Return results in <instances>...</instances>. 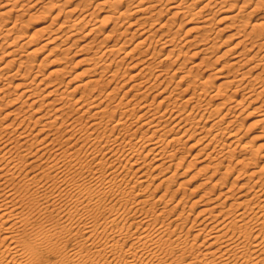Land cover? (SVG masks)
Returning <instances> with one entry per match:
<instances>
[{"label": "bare ground", "instance_id": "1", "mask_svg": "<svg viewBox=\"0 0 264 264\" xmlns=\"http://www.w3.org/2000/svg\"><path fill=\"white\" fill-rule=\"evenodd\" d=\"M28 1L31 0H7L3 6L8 9L2 14L12 13V8L16 6L24 8L29 4ZM157 2L139 0L137 8L134 6L132 9L128 6L120 11V15L127 17L130 14L142 13L132 22L137 26L130 38H125L123 41L126 44L135 38L137 33L145 37L141 38L133 50L152 38L153 34H149L146 23L152 16L149 13H152L150 11L154 10ZM187 2L176 0L171 4V8L175 10L173 11L175 16H186L191 11L192 2ZM225 2V0H209L199 11L193 13V16L201 17L202 10L210 8L211 3H215L214 6L217 5L216 13ZM32 4L31 6H34V3ZM52 4L50 6L40 4V7L51 9L56 3ZM60 11L63 9L61 8ZM162 12L163 10L160 9L159 13ZM89 14L86 13V15ZM237 15L232 14L227 17L231 16L229 19L235 20ZM56 16L57 14L54 17ZM84 16L80 19H84ZM118 16L117 18L121 17ZM209 19L206 15L205 19L201 18V21L197 23V28L203 34L207 33L211 26L207 23ZM79 22L74 19L69 26L72 27V32L70 35L67 34L68 37L64 36L66 40L75 37L76 31L82 30L76 26ZM117 23L115 22L101 42L106 43L105 41L114 36ZM16 24L17 22L9 26L5 33H0V50L3 43H7L8 40L5 41L7 36L14 33ZM62 25L64 26V23ZM49 26L39 27L35 36H31L19 47L6 51L5 56H10L9 60L0 65V81L8 72L5 70L11 69L17 62L18 67L12 69L13 71L9 72L8 76L24 80L16 84L15 87L20 92L15 98L8 99L6 104L14 103L15 105L17 100L24 98L26 99L23 103H27L29 107H35L38 104L34 108V113L38 116L32 122L41 126L37 131L24 129L14 136L12 133L17 131L28 117L26 116L14 127L13 117L20 113V108L15 106L9 108L2 117L0 116V264H264V166L258 170L247 171V174L244 173V168L252 163V157L243 156L236 162V164L243 163L244 166L238 168L237 181L242 174L248 176V181L239 185L241 192L238 195L231 194L232 188L235 187V182H233L224 194L220 193L225 197L223 201L210 206L205 205L204 209L200 210V214L206 216L202 221L214 218L215 220L204 224L201 222L203 225L196 229L194 228L197 218L189 225L190 214L186 215L184 210L171 217L172 210L167 207V203L175 194L167 199L169 186L166 192L153 201L150 194L147 196L144 194L151 185L148 181L153 176L149 173L150 169L152 167L154 170L161 168L160 172H162L179 164L184 158L183 156L176 158L180 144L183 143L184 138L188 139L193 136L199 127L197 124L204 119L208 120L205 112L202 113L204 110L202 98L206 92H209L208 88L194 90L185 99L188 104L194 103L187 113L183 112L185 114L177 113L179 111L171 107L170 103L162 107L170 96H165L158 102L157 107H153L151 103H148V93L159 86L158 79L167 75L169 68L165 67L155 72L154 69L161 60L156 62V52H152L132 66L143 63V67L130 76V79L135 80L133 84L127 91L125 90L122 97L118 98L119 90L127 82L120 81L112 87L109 85L113 80L124 76L121 74H126L127 70L122 72L123 66L119 64L116 68H111V66L117 61H123L133 50L127 52L122 58L115 56L107 62L104 60L107 54H114L123 48L124 44L118 45L116 42L111 46L106 44L101 52L99 49L103 47L102 45L98 46L97 51L94 50L96 51L94 57H89L90 61L87 59L89 66L86 70L93 77L88 82L79 83L72 89L82 90V95L74 102H69L66 100L67 95L65 90H62V86L70 81L67 82L57 75V78L46 85L48 89L45 90L46 87L41 88L40 84L47 77L39 80L38 72L30 75L28 70L33 68L32 64H28L29 69L26 71L21 68L30 62L18 56L17 52L26 44H31L43 37L40 46L29 52L37 53L46 47H50V52L54 51L55 46L65 43L64 41L59 44L61 39L58 45L56 43L53 45L56 39H60L59 36L64 33L61 24L59 25L61 32L58 30L60 33L54 29L53 31L51 26L49 28L51 30H48ZM98 28L99 26H94L85 35L83 34L84 38L89 39L85 41L87 47H91L90 45L96 42L97 38L91 35V32ZM124 33L126 29L121 32V34ZM44 35L47 36L44 37ZM161 35L165 38V44L173 47L169 52L174 53L179 46V44L174 45L176 34L167 32ZM247 36L243 39L242 35L243 40H239L237 46H240V42L243 43L242 41L250 38L252 45L249 51L252 47L258 46L260 51L263 50V54L260 62L254 63L248 70L237 75L225 76L228 85L234 84V93L242 86L245 87L244 84L254 87L256 83H252L251 86L250 81L245 82L247 72L262 62L264 63V22L255 25ZM80 39L72 38L70 41L76 44ZM203 39L207 40V36ZM12 42L14 41L10 44H13ZM243 45L246 46L245 43ZM64 46L63 49L67 45ZM69 46L65 49L67 52L70 49ZM210 48L211 46H205L201 50ZM241 50L243 49L238 50L233 62L238 69L241 65L249 64L251 59L248 58H252L251 54L247 58L249 52ZM180 53L181 49L178 55ZM253 53L256 55L257 52ZM206 61L204 58L203 62ZM102 65L104 67L101 69ZM126 66H130V63ZM68 68L67 65L62 67L61 73H66ZM54 73H57V69L52 70L49 75ZM107 73L110 74L105 78ZM257 75L255 79L260 80L261 76ZM262 78L264 81V76ZM90 84H93L95 88L102 87L105 90L101 89L97 95H92L93 88L88 91ZM189 86L191 84L185 90H188ZM135 88L143 91L139 90L129 96L130 90ZM245 91L241 99L236 100L238 104H242L247 96L251 97V89ZM7 94L0 96V99L5 98ZM139 94L143 96L135 101ZM220 95L221 90H218L211 97L219 99ZM124 96H126L125 99ZM155 96L151 102L155 100ZM231 99L230 95L226 100H222L223 102H220L216 110L219 111L220 105L225 106ZM145 100L147 102H143ZM141 103H144L142 106L144 110L142 113H137L136 108ZM1 106L2 104H0V109H2ZM69 106H73L75 111H81L80 114L74 116L67 110ZM93 108L96 109L92 112ZM232 109V106L229 107L221 118L211 119V124L208 126V132H211L210 138L205 139L207 135L199 138L198 141L205 139L199 154L205 153L207 159L216 160L218 157L225 159L227 157L225 154H231L230 157H232L236 151L237 140L241 139L239 128H232L235 122L233 119L224 122L225 116ZM255 109L259 113V120L264 121V102L255 106ZM195 111H197L198 118L194 117V122L190 123ZM90 112V123L88 124L84 122L83 117ZM143 118L140 126L137 128L132 126L133 123ZM173 119L175 120L169 123V120ZM9 120L11 122H8ZM143 126L146 130H142ZM194 126H196L195 129H193ZM140 130L142 132L138 134ZM62 136L65 138L62 139ZM224 136L233 139L231 143H237L236 147L227 150L226 153H224L226 143L222 140ZM147 147L151 148L144 154ZM149 152L154 153L152 160H155V163L152 165L151 161L148 162ZM37 161H41V164L33 166V163ZM221 163H216V166ZM27 166L29 168L25 169ZM235 169L234 164H228L222 179L226 180ZM172 178L171 176L169 180H173ZM162 181L157 184V188L162 185ZM249 181H253L252 184ZM217 184L216 182L214 186ZM138 186H141L139 190H137ZM234 195H237L236 198L233 197ZM85 199L88 200L86 205L83 204ZM184 202L185 197L182 196L172 209ZM196 202L192 203L191 208ZM160 204L163 205L155 210ZM57 212L63 216L67 215V224L62 225L59 219L57 220ZM52 216L54 217L51 218ZM215 221L217 224H212ZM202 236H204V241L201 242ZM206 241L209 242L206 243Z\"/></svg>", "mask_w": 264, "mask_h": 264}, {"label": "rangeland", "instance_id": "2", "mask_svg": "<svg viewBox=\"0 0 264 264\" xmlns=\"http://www.w3.org/2000/svg\"><path fill=\"white\" fill-rule=\"evenodd\" d=\"M33 1L34 0L28 1L29 4H27L24 8L20 6L12 8L13 12L10 14H7L6 12L2 14L8 9L3 6V4L7 2V0H0V33H5L6 29L9 26L17 22L13 30L14 33H12V35H9L10 37L7 36L8 39H5V41L8 40L9 42L7 41V43H3L4 45H2V48L0 50V65L5 64L9 60L10 56H5L6 51L15 49V47H19V45H21L27 39H30L39 27L49 26L51 24V29H54L57 32L59 30V25L61 24L63 29L62 32L64 33V35L61 34L59 36L60 39H56L53 45L55 43L57 44L61 39L63 40V38L64 40H61L59 44L64 41L66 44L62 43L61 46H55L53 48L55 50L51 52L49 49L50 47H46L40 52L29 53L32 49L40 46V42H42V39H44L43 37L42 39H40L41 37H36L39 38V40L36 39L37 41L31 44H26L25 47L20 48L17 52L18 56H22L24 60L30 61L21 67L23 71L29 69L28 64H32L33 68L31 70H28L30 75L38 72L40 74L39 80H41L42 77H47L46 80H44L40 84L41 88H45L51 80L57 78V75H59L60 78H64L67 82L70 81V83L65 82L66 84L62 86V90H65V94L67 95L66 100H69V102H74L76 98L82 95V90L72 89L75 88L77 84H84L92 79V74L86 71L89 66L87 59H89V57H94V53L97 51L96 49H98L99 45L103 46L99 49L101 52L106 44L107 46H111L116 42L118 43V45L124 44L123 48L120 51H116L114 54H107L104 57V60L108 62L110 58H113L115 56L117 58L124 57L127 52L133 50L134 47H136L135 45L141 40V38H145L142 37L140 33H137L135 38L129 40L126 44L123 43L125 38H130L135 26H137L132 24L133 20H136L137 16L142 13L130 14L127 17L125 15H120V11L125 10L128 6L133 9L134 6L139 4V0H120V2L118 3V0ZM154 1L157 2L158 0ZM174 1L176 0L158 1L154 10L150 11L152 13L149 14H152V16L148 18L146 28L149 29V34H153L152 38L150 40H147L145 44L137 47L131 53L127 54L123 61H117L111 66V68H116L121 65L123 66L122 72L123 70H127V72L126 74L122 73L121 75L124 74V76H121V78L113 80L109 87L116 85L120 81H122L123 83L127 82V84H125L121 88V90H119L118 98L120 96L122 97L125 90L127 91L135 81L134 78L130 79V76L134 74V72H137L141 67H143V63H139L135 67L132 66L135 63L141 61L145 56H147V54L156 52V62L160 60L161 61L157 64L154 71L156 72L157 70L165 67L169 69L167 71V75H164L163 77H160L158 79L157 82L159 86L155 90L153 89L154 91H150L148 93V103H151L153 107H157L159 104L158 102L165 96H170V98L166 100V103H164L162 107H165L170 103L171 107L179 111H176L177 113L185 114L190 110L191 106L194 105V103L188 104L185 99L190 96V94L194 90H201L205 87L208 88L209 92H206L202 98V104L204 107L202 113L205 112L208 120L204 119L203 121H201V123L197 124L199 125V127L197 128V131L193 133V136L188 139L187 137L184 138L183 143L180 144V150H178L176 158L180 156L184 157L182 160H180L181 164H175L174 166H172V168L163 170L162 172H160L161 168L154 170L152 167L150 169L149 173H152L153 176L150 177L148 181L151 182V185H149L144 193L146 196L150 194L153 201L158 196L166 192L167 187L169 186L170 188L167 191V199L171 198L172 195L175 194V196L172 199L168 200L167 203V207L172 210L171 217L184 210L186 215L190 214L188 221L189 225H191L192 221L197 218L195 222L196 226L194 228L196 229L203 225L205 222L209 223L215 220L214 218L208 220L205 219V221H202L206 216L205 214H200V210L204 209L205 205L210 206L213 203L223 201L225 199V197H223V194L227 191V189L233 182H235V187L232 188L233 190L231 194L235 193L238 195L241 192L239 189V185L248 181L246 172H250V170H258L264 166V121L259 120V113L255 109V106H258L259 104L264 102V81L262 78L264 76V63L262 62V64L258 65L256 68L252 69L250 72H247L245 82L250 81L251 86L252 83H256L254 87H250L248 84H244L245 87L242 86L239 91L234 93V84L228 85L225 77L227 75H237L243 71H246L250 66L260 60L263 54V50L260 51V49H258V46H255V48L252 47L251 51H249L250 46L252 45L250 43V38L242 41L246 44L247 47L244 46L241 42L240 46H237L239 45L237 43L242 39V35L243 39L246 38L248 32H250L255 25L264 22V0H225L226 2L224 3V5H222V7L220 5L219 7L221 8L216 13L215 10L217 9V5L214 6L213 4L215 3H211V5L213 6L211 7L210 5V8L203 9L201 17L193 16V13L199 11L200 8L209 0H186L188 1L187 3L192 2L191 11L187 13L186 16L174 15L173 11L175 10L171 8V4H173ZM51 2L56 3V5L53 3L54 6L51 7V9L40 7L43 4H48L47 6H50L52 4ZM32 3H34V6H31ZM137 7L138 6L134 8ZM61 8L63 9V11H60ZM160 9L163 10L162 13H159ZM154 12L156 13L153 14ZM86 13L90 14L86 15ZM56 14L57 16L54 17ZM232 14H238L235 20L232 18L229 19V17L231 16L227 17L228 15ZM84 15H86V17ZM206 15H208V17L210 18L207 23L211 26H209L207 33L204 32L205 34H203L200 29L197 28V23L201 21V18L202 20L205 19ZM83 16L85 18H82L81 20L80 17ZM117 16L121 17L117 18ZM74 19L76 21L78 20V22L80 21L76 26H79L78 28L82 29H78L79 31H76L77 35H75V37H72L75 39H80L82 37L80 41L77 40L76 44H73V42L70 41V39L72 38H70L69 40H66L67 38L65 39L66 35H70V33L72 32V27L69 26H71V24L74 22ZM64 20H66V22H64ZM88 20H90L89 23L85 24V22H87ZM115 22L118 23L116 26L117 31L114 32V36L110 40L105 41L106 43H103L104 41L101 42L110 32V29L115 24ZM63 23L64 26L62 25ZM50 26L48 27V30H51L49 29ZM80 26H82L83 28H81ZM94 26H99V28L97 30H93L91 32V35L95 36L97 39L95 40L96 42H93L92 45H90L91 47L88 46V48L85 43L87 39L86 37L84 38V35L88 30H90V28ZM55 28H57V30ZM65 29L67 32L65 31ZM69 29H71V31ZM125 29L126 33L121 34V32ZM59 31L57 33L61 32ZM167 32L175 33L177 36L174 45L179 44V46L178 49H175L174 53L169 52L170 49H173V47H171V45L167 46V44H165L164 42V36L161 35ZM21 35H23V37ZM16 36L17 38H14ZM46 36L44 35V37ZM203 36H207V40H204ZM11 41H14L12 42L13 44H10ZM64 45L67 46L65 47ZM83 45H85V47H82ZM63 46L65 47V49L69 46L71 50L69 49L67 52L65 49H63ZM205 46H211V48L208 50H201ZM243 47H245V49ZM180 49L181 53L180 55H178ZM240 49L245 50V52L247 53L249 52L247 58L251 55L252 58H248L251 59V61H249V64L247 63V65L245 66L241 65V68L238 69V67L233 64V62L235 61V56L238 54V50ZM94 50L96 51L94 52ZM243 50L241 51L244 52ZM195 52H197V54H195ZM253 52H257L256 55ZM204 58H206V62H203ZM129 63L130 66H126ZM65 65L69 67V70H67L66 73H61L60 69ZM17 67L18 62L11 69L7 68V70L5 71L8 72L5 73L4 78L0 81V96H3L4 94L10 92L5 96V98L0 99V104H2V109H0V116L2 117L9 108H13V106H15L17 108H20V113L14 117L11 116L14 118H11V120H14V127H16L18 123L25 119L26 116L28 117V119L20 125L17 131L12 133L14 136L17 135L21 130L28 129L29 131H37L41 127L40 125H35L32 122V120H35L38 116L36 113H34V108L37 107L38 104L35 107H29L27 103H23L26 98L21 100L19 99V101L17 100V103H15V105L14 103H11V105L10 103L6 104L8 99L15 98L17 93L20 92L19 89H16V84L24 81L22 79L12 78L13 76H8L9 72H12V69H16ZM103 67L104 65L101 66V69ZM56 69L57 73L49 75L52 70ZM109 74L110 73H107L105 75V78L108 77ZM257 74L261 76L260 80L255 79V76H258ZM189 84H191V86H189L188 90H185L187 89V86ZM246 87L250 88L247 89ZM90 88H93L94 90L92 95H97L101 91V89L105 90L102 87L95 88L93 84L89 85L88 91H90ZM47 89L48 88L46 87L45 90ZM163 89L164 91H162ZM250 89L252 92L251 97L247 96L242 104H238L236 100H240L242 95L246 92L245 90L248 91ZM139 90L140 92L143 91L142 89L138 88L131 89L129 92V96H132V94L137 93ZM218 90H221V95L219 96L220 98L217 99V97H211V95L216 93ZM154 95H156L155 100L151 102ZM230 95L232 96V99L228 101L225 106L220 105V110L217 111L216 107L220 104V102L226 100ZM142 96L143 94H139L135 101H138ZM125 97L126 96H124L123 98L125 99ZM143 102L147 101L145 100ZM143 104L144 103H141V105L137 106V113L143 112ZM231 106L233 107V109L227 116H225L224 122L231 119L235 120V122L232 124V128H239V136L241 138L240 140H237L238 147L232 157H230L231 154H225L227 156L225 159L222 157H218L216 160H213L212 158L207 159L205 153L199 154V150L203 146L205 139H208L211 136V132H208V126L211 124V119L221 118V115L225 113ZM73 108V106H69L67 110L73 113L74 116L80 114L81 111H75V109ZM95 109L96 108H93L91 111L93 112L95 111ZM196 113L197 111H195L194 115L192 116L190 123L194 122V117L198 118V114ZM90 114L91 112L87 113V115L83 117L85 123H90ZM29 116L32 117L29 118ZM144 118H146V116H144ZM144 118L133 123L132 126L134 128H137V126H140L142 124ZM11 120H9L8 122H11ZM174 120L175 119L169 120V123H172ZM30 121L31 123H29ZM195 128L196 126H194L193 129ZM142 130H146V127L143 126ZM140 132L142 131L140 130L138 134H140ZM204 135H207V137H205L204 140L198 141L199 138ZM61 138L64 139L65 137L62 136ZM222 140L224 143H226V146L224 147L226 150L224 151V153H226L227 150L237 146V143H231L233 139H230L227 136H224ZM242 146L245 147L243 148ZM150 148L151 147H147L144 150V154ZM153 156L154 153L152 154V152H149L148 162L151 161V165L155 163V160H152ZM243 156H250L253 159L251 160L252 163L244 168V173L246 174H242L241 178L237 181L236 175L238 174V168L240 169L244 166L243 163L236 164V162L240 157L243 158ZM84 157H86V155H84ZM29 161H31V159H29ZM220 162H222L221 165L216 166V163ZM230 163L234 164L236 169L233 173L229 174L226 180H223L222 178L224 176V172L226 171V168ZM37 164H41V161L33 163V166ZM28 168L29 167L27 166L25 169ZM155 175L156 177H154ZM171 176L173 177V180H169ZM164 178L166 179L162 181ZM161 181L162 185L157 188V184ZM216 182L218 184L217 186H214ZM249 182L252 184L253 181ZM140 187L141 186H138L137 190H139ZM221 192H223L222 195H220ZM237 195H234L233 197L236 198ZM182 196L185 197V202L179 205L177 208L172 209L177 200H179ZM194 201L197 202L194 207L191 208V205ZM108 202L109 200L107 201V203ZM83 204H88V200L85 199ZM162 205L163 204L157 206L155 210H158V208ZM197 215L198 217H196ZM53 217L54 216H52L51 218ZM61 217H63V220L61 219ZM58 219L62 225H65L68 222L66 214H64L63 216L61 215V213L57 212V220ZM201 222H203V224ZM212 224L216 225L217 222L215 221ZM200 241H204V236L200 238ZM207 242L209 241H206V243Z\"/></svg>", "mask_w": 264, "mask_h": 264}]
</instances>
